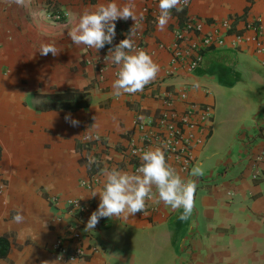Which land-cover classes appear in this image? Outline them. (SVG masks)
Returning a JSON list of instances; mask_svg holds the SVG:
<instances>
[{
  "label": "crops",
  "instance_id": "crops-1",
  "mask_svg": "<svg viewBox=\"0 0 264 264\" xmlns=\"http://www.w3.org/2000/svg\"><path fill=\"white\" fill-rule=\"evenodd\" d=\"M108 2L32 0L37 13L32 15L0 0V236L9 242L0 264H264V52H254V32L247 27L259 25L258 38L264 45V0H189L186 7L189 19L204 23L205 30L228 20L230 33L246 39L239 48L213 52H233L242 62L262 69L250 73L257 89L244 87L255 109L240 116L222 110L214 114L208 141L195 151L190 172L177 171L197 185L191 215L181 219L183 209L149 200L143 212L127 220L101 218L94 229L84 230L100 203L98 194L90 195L102 186V170L133 172L123 153L139 139L135 116L154 117L158 97L182 81L161 76L168 52L159 43L173 41L176 17L171 15L164 30H158L159 0H133L137 17L142 14L144 19V50L160 66L161 79L148 84L145 93L115 95L112 84L118 66L107 58L102 78L96 67L101 55L75 45L68 36L85 10ZM114 2L122 6L128 0ZM48 3L72 15L52 22L44 14ZM42 43L54 44L59 53L41 55ZM188 79L208 89L212 84L224 87L215 75L196 71ZM70 87L89 88L92 104L71 112L36 109L46 99L35 94ZM190 97L210 100L202 89L190 92ZM67 114L79 121L77 126L65 120ZM85 136L99 139L85 145ZM256 155L261 157L260 174L252 179ZM89 158L99 160V173L92 174L95 165ZM196 166H202L204 174L192 177ZM74 199L82 206L80 213L68 206ZM18 211L24 216L19 224L13 222ZM72 229L80 232L88 255L67 262L53 244L60 240L64 246L75 245Z\"/></svg>",
  "mask_w": 264,
  "mask_h": 264
},
{
  "label": "clouds",
  "instance_id": "clouds-1",
  "mask_svg": "<svg viewBox=\"0 0 264 264\" xmlns=\"http://www.w3.org/2000/svg\"><path fill=\"white\" fill-rule=\"evenodd\" d=\"M17 7L24 8L32 15L37 13L32 10V0H9ZM189 0H159V15L157 28L163 31L171 18V12L183 10ZM133 0L118 5L114 0L106 4H99L94 10H85L79 17L76 26L68 32V36L75 45H84L96 51L111 45L116 36L115 21L131 18L135 23L126 38L121 40L114 48L109 49L107 58L117 65L116 79L112 87L116 96L123 94H136L142 92L146 85L156 79L160 66L154 62L151 55L143 49H137L132 37L138 25V17L134 11ZM67 15L71 16L69 12ZM142 14L139 19H142ZM39 53L47 56L51 53L56 56L59 51L54 44L42 43ZM65 120L72 126H77L79 121L72 119L70 114ZM140 166L135 172L122 171L117 168L102 170L103 183L99 188L93 189L91 197L97 194L100 203L97 210L93 211L85 225V231L92 230L101 218L127 220L146 208V201L155 200L163 203L173 210L183 209L181 219L188 218L194 209V194L196 182L193 179L185 180L167 163L164 151L160 147L148 149L140 155ZM88 163H94L92 158ZM202 166H196L191 171L192 177L202 176ZM155 189V192L153 191ZM24 216L18 211L13 217L14 223H22ZM44 264H49L45 261ZM56 264V261L51 262Z\"/></svg>",
  "mask_w": 264,
  "mask_h": 264
},
{
  "label": "built area",
  "instance_id": "built-area-1",
  "mask_svg": "<svg viewBox=\"0 0 264 264\" xmlns=\"http://www.w3.org/2000/svg\"><path fill=\"white\" fill-rule=\"evenodd\" d=\"M189 4V3H188ZM185 5L184 7L188 6ZM147 8L143 9V12ZM67 10L53 9V4L48 3L44 12L46 18L52 22H60L67 20L70 16L67 15ZM126 22V24H124ZM132 19L115 21L119 26L120 32L116 36L111 45L106 44L104 48L95 50L84 46L88 52H95L101 55L98 59L96 67L100 70V76L103 78L105 74V64L107 53L110 48H114L119 44V36H127L130 29L134 25ZM221 27H216L211 30H205V24L193 21L190 19L184 28L176 26L174 29L173 41L169 44L159 43V47L168 52L167 65L162 70L161 76L164 79L179 78L182 79L171 90H165L161 96L160 106L157 114L154 117L142 119L136 115L134 124L139 131V139L137 142H132L123 153L133 166V172L140 166V155L143 151L160 147L165 154L166 161L176 171L190 172L193 167L196 154L195 151L202 148L208 141L212 131V122L214 117V101L210 89L199 85L197 81L189 80L198 68L202 60L201 50L203 48H239L246 43V39L242 34L230 33L228 28L230 22L224 20ZM252 29L254 34L251 40L253 41L254 52L261 54L264 52V45L258 38L259 25L256 22L247 25ZM137 49L144 50V19H139L135 29V35L132 37ZM1 45V42H0ZM264 64V60L261 61ZM161 76L157 77L151 83H156ZM149 83V84H151ZM202 89L205 97L210 100H197L190 97V92ZM148 90V85L140 93H145ZM92 140L91 137L85 136V141ZM139 142V143H138ZM261 157L256 155L252 161V179H257L260 174L259 162ZM95 183L96 180H93ZM88 183V187L93 184ZM0 184V191L2 190ZM228 194H231L228 192ZM68 206L73 212L80 213L82 206L74 200H68ZM71 238L76 242L75 245L68 247L64 246L60 240L53 244L54 250H58L60 254H64L61 258H65L67 262H74L88 255L86 248L81 243V234L77 229L70 231Z\"/></svg>",
  "mask_w": 264,
  "mask_h": 264
},
{
  "label": "trees",
  "instance_id": "trees-1",
  "mask_svg": "<svg viewBox=\"0 0 264 264\" xmlns=\"http://www.w3.org/2000/svg\"><path fill=\"white\" fill-rule=\"evenodd\" d=\"M86 2L94 3L95 0H84ZM187 8L184 7L182 11L177 12L172 10L171 15L177 19V26L184 28L190 20L186 12ZM236 18V17H235ZM152 21H155L153 18ZM126 24V22H124ZM119 26L116 25V33L120 32ZM230 31V28L228 29ZM121 33V32H120ZM126 36H119V42L125 39ZM215 48L207 47L201 50L202 60L198 65L197 72L208 75H215L218 77L219 83L226 89H232L236 85L242 88L254 87L257 89V83L251 79V71L260 73L262 70L255 64L250 65L249 61H241L237 54L230 51L213 52ZM246 67V68H245ZM244 84H248L244 86ZM36 97H44L46 101L36 109L48 110H64L66 112L77 111L82 108H87L92 104V98L89 88H67L63 91H55L48 94H35ZM99 139V138H98ZM98 139L85 142V145H91ZM98 159V158H97ZM95 168L92 172L99 173L101 164L99 160H94ZM91 174V175H92ZM9 250V242L7 238L0 236V257H5Z\"/></svg>",
  "mask_w": 264,
  "mask_h": 264
},
{
  "label": "rangeland",
  "instance_id": "rangeland-1",
  "mask_svg": "<svg viewBox=\"0 0 264 264\" xmlns=\"http://www.w3.org/2000/svg\"><path fill=\"white\" fill-rule=\"evenodd\" d=\"M210 90L214 97V114L218 116L222 110L224 113H234V115H242L247 113L249 109L254 110V105L247 102L249 98L246 89L237 86L232 89H217L215 85L210 86ZM251 90V89H250ZM254 90H256L254 88ZM229 91V92H228Z\"/></svg>",
  "mask_w": 264,
  "mask_h": 264
}]
</instances>
